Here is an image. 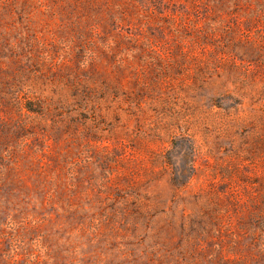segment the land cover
I'll return each mask as SVG.
<instances>
[{"label":"rangeland","instance_id":"obj_1","mask_svg":"<svg viewBox=\"0 0 264 264\" xmlns=\"http://www.w3.org/2000/svg\"><path fill=\"white\" fill-rule=\"evenodd\" d=\"M0 264H264V0H0Z\"/></svg>","mask_w":264,"mask_h":264}]
</instances>
